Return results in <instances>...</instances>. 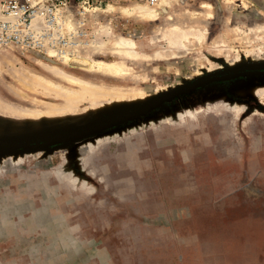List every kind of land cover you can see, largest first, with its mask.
I'll return each instance as SVG.
<instances>
[{
    "label": "rangeland",
    "instance_id": "obj_1",
    "mask_svg": "<svg viewBox=\"0 0 264 264\" xmlns=\"http://www.w3.org/2000/svg\"><path fill=\"white\" fill-rule=\"evenodd\" d=\"M91 2L68 57L0 46V264H264V0Z\"/></svg>",
    "mask_w": 264,
    "mask_h": 264
},
{
    "label": "built area",
    "instance_id": "obj_2",
    "mask_svg": "<svg viewBox=\"0 0 264 264\" xmlns=\"http://www.w3.org/2000/svg\"><path fill=\"white\" fill-rule=\"evenodd\" d=\"M91 1L0 0V46H16L24 54L44 57L53 50L60 57L67 52L71 39L64 32L63 14L76 11L83 15ZM148 2L154 6L160 0Z\"/></svg>",
    "mask_w": 264,
    "mask_h": 264
},
{
    "label": "crops",
    "instance_id": "obj_3",
    "mask_svg": "<svg viewBox=\"0 0 264 264\" xmlns=\"http://www.w3.org/2000/svg\"><path fill=\"white\" fill-rule=\"evenodd\" d=\"M192 232L194 234L195 240L190 242V246L188 247L191 250L190 256L192 255L193 258L196 260V264H207L208 261L211 260H220L222 263H225V259H227V256H231L234 251L231 249H236L234 254L235 257L237 256H243L245 254L244 252V247H243V242L242 240H237L234 239L232 242L236 244V246L231 247V243L229 241L223 240L222 242H212L211 241V246L207 247L204 245V243L199 239L200 234L198 233V230H193ZM233 231L235 233V228L234 230H229V231H224V233H232ZM198 237V240H197ZM206 244V243H205ZM234 245V244H233ZM189 250V252H190ZM247 250V249H245ZM252 251V250H251ZM236 257V258H237Z\"/></svg>",
    "mask_w": 264,
    "mask_h": 264
},
{
    "label": "water",
    "instance_id": "obj_4",
    "mask_svg": "<svg viewBox=\"0 0 264 264\" xmlns=\"http://www.w3.org/2000/svg\"><path fill=\"white\" fill-rule=\"evenodd\" d=\"M204 82H201V83H198V84H195L194 86H191V87H188V88H184V89H181L173 94H170L169 96H166L160 100H157L156 102H154L153 104H151L150 106L144 108L143 110H140L132 115H129V116H125V117H122V118H119L118 120L114 121V122H109V123H106V124H102L100 126H96V127H92V128H89V129H86L82 132H79V133H75V134H70V135H67V136H63L65 138H69V139H76V138H80V137H84V136H87V135H90V134H95L97 132H100L102 130H105L106 128H108L109 126H112L116 123H120V122H124V121H127V120H130L132 118H135V117H141L142 114L144 113H147L149 111H151L152 109H154L155 107L159 106L163 101L169 99V98H172L178 94H180L181 92L183 91H187V90H190L196 86H199L201 84H203ZM36 146V145H35ZM38 146H42V145H38Z\"/></svg>",
    "mask_w": 264,
    "mask_h": 264
},
{
    "label": "bare ground",
    "instance_id": "obj_5",
    "mask_svg": "<svg viewBox=\"0 0 264 264\" xmlns=\"http://www.w3.org/2000/svg\"><path fill=\"white\" fill-rule=\"evenodd\" d=\"M146 8H144V10H145ZM147 10V9H146ZM146 10H145V14H146ZM149 10V9H148ZM143 11V10H142ZM141 11V12H142ZM150 11V10H149ZM148 11V12H149ZM155 12V11H154ZM151 13H152V11H151ZM156 14H158V12H156L155 13V15ZM150 15V14H149ZM146 17H147V15H146ZM148 18H149V16H148ZM150 18H152V17H150ZM155 18V17H154ZM187 31V30H186ZM182 32H184V31H182ZM186 33V32H185ZM119 41V40H118ZM117 43H119V42H117ZM121 43V42H120ZM125 43V42H124ZM134 43V42H133ZM125 44H127L128 46L130 45V47H131V45H133V44H128V42H126ZM119 45V44H118ZM126 47V46H125ZM133 47H134V45H133ZM132 48V47H131ZM49 55V57H56V56H59V54H57V53H55L53 50H51V53H49L48 54ZM67 55H70V52L67 50V52H63L61 55H60V57L61 58H63V57H66ZM68 57V56H67ZM69 59V58H68ZM67 59V60H68ZM80 60V59H79ZM81 61V60H80ZM86 64V63H85ZM106 63H100L99 65L103 68L104 66H106L105 68L107 69V70H109V71H111V72H114V73H122V70L124 69V67H123V65H120V64H116V65H109V64H106ZM69 78H70V81L71 82H76V80H78L77 78H75L74 76H69ZM39 79V78H38ZM82 81V80H81ZM80 80H79V82L77 83V84H80V86L83 88V89H86V85H83V84H81L82 82H81ZM81 82V83H80ZM84 82V81H83ZM87 82V81H86ZM87 84V83H86ZM87 85H89V84H87ZM92 85V84H91ZM91 85H89L88 87H90V88H93L94 87V85L91 87ZM89 88V89H90ZM120 88V87H119ZM95 89H96V87H95ZM87 92V91H86ZM96 92V91H95ZM86 94V93H85Z\"/></svg>",
    "mask_w": 264,
    "mask_h": 264
}]
</instances>
